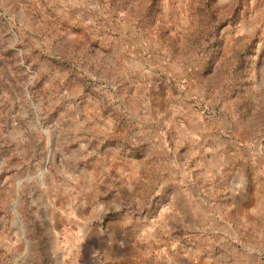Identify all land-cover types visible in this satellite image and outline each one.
Instances as JSON below:
<instances>
[{"label": "rangeland", "instance_id": "1", "mask_svg": "<svg viewBox=\"0 0 264 264\" xmlns=\"http://www.w3.org/2000/svg\"><path fill=\"white\" fill-rule=\"evenodd\" d=\"M252 183L264 0H0V264H264Z\"/></svg>", "mask_w": 264, "mask_h": 264}, {"label": "crops", "instance_id": "2", "mask_svg": "<svg viewBox=\"0 0 264 264\" xmlns=\"http://www.w3.org/2000/svg\"><path fill=\"white\" fill-rule=\"evenodd\" d=\"M261 196V189L255 184H248L244 190H242V236H264L262 234V227H258V224L254 221L255 218L263 222L260 214L259 198Z\"/></svg>", "mask_w": 264, "mask_h": 264}]
</instances>
